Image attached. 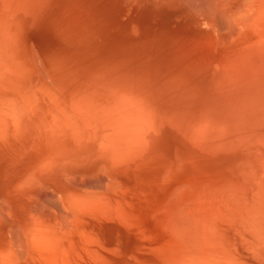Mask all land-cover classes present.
<instances>
[{
  "label": "bare ground",
  "instance_id": "obj_1",
  "mask_svg": "<svg viewBox=\"0 0 264 264\" xmlns=\"http://www.w3.org/2000/svg\"><path fill=\"white\" fill-rule=\"evenodd\" d=\"M15 2L0 0V264L108 260L114 252L104 256L110 251L104 240L110 237L103 239V231L115 223L127 232L134 228L137 235L152 228L151 237L162 227L155 240L168 246L170 256L167 249L164 256L171 264H264V155L259 147H264V0H60L54 5V21H63L66 29L64 41L86 38L89 43L95 21L130 38L142 36L137 65L148 75L136 81L114 76L110 69L111 74H99L100 67L95 71L92 64L106 56L96 59L99 49L82 73L66 65L70 57H62L63 62L52 50L53 58H61L58 63L40 55L44 49L37 43L43 50L31 49L36 59L27 56ZM77 20L82 27L74 31ZM131 49L136 51L135 44ZM234 117L247 122V145L256 138L262 144L246 153L234 142L229 147L225 126L221 131L218 125ZM169 136L179 144L175 162L161 174L152 159L168 154L164 138ZM246 156L243 180V165L236 161ZM147 209L154 213L147 216ZM154 221L159 230L145 228ZM140 235L141 246L149 239ZM151 253L146 257L157 254Z\"/></svg>",
  "mask_w": 264,
  "mask_h": 264
},
{
  "label": "rangeland",
  "instance_id": "obj_2",
  "mask_svg": "<svg viewBox=\"0 0 264 264\" xmlns=\"http://www.w3.org/2000/svg\"><path fill=\"white\" fill-rule=\"evenodd\" d=\"M18 1H19V3H18ZM55 3H57V4H55ZM60 3V0H58V1H54V0H51V1H49V0H16V2L14 3V6H15V9H16V11H18V7L16 6L17 4L19 5V7L21 8V11H20V15L19 16H22V17H19V19H21L20 20V22L22 23V22H24V23H22V25H23V30H22V28H20L22 31H20L22 34H23V36H21L20 35V41H21V44L22 43H24V42H27V44L25 45V43L24 44H22V46L24 47L23 48V50L25 51V53L27 54V56H30L31 58H34L33 56H35V53L33 52L35 49L36 50H38L40 47H42L43 49H39L40 51H42L43 50V52H40L39 54L40 55H45V56H47L48 58H52L53 60H56L57 59V61L56 62H58L59 61V59H61L62 57L64 58L65 56V58H67V57H70L69 59L67 58L66 59V61H67V66H70L71 65V67H73V71L76 73V72H83L84 71V69H86V67H84L85 65L88 67V65H91V63L92 62H94L95 60H94V56L96 57V52H98V51H96L95 52V49L97 50V49H99V54H98V58L96 57V59H99V55H100V57L103 55V53L105 52L106 53V56L105 55H103L102 56V58H100L98 61L100 62L102 59V61L99 63L97 60H96V62L97 63H99L98 65L96 64V63H94V64H92V68H94L95 69V71H97V70H99V68L98 67H100V69L101 68H103V69H101V70H99V74H107L106 73V71H108L109 69H110V72L111 73H113L112 75H116V73H117V76L118 77H122V78H127V80L129 79V80H132V81H136L137 79H143L145 76H147L148 74H147V72H144V71H146V69H144V68H142V67H140V66H138L137 65V63H141L142 62V59L139 57V56H141L140 54L143 52V40L142 39H140V38H142V36L141 37H133V38H130V37H128V36H126V35H123L122 33H118L117 31H116V29H110V28H107V27H105L104 25H103V23H101V22H97V21H95V26L93 25V23H91V25L92 26H90L91 27V36H89V38H91L92 37V35H94L93 33H95V35L93 36V39L92 40H95V42L93 43L92 42V40L90 39L89 40V43H88V39H87V41H86V38L85 39H83L82 41L83 42H78V40L76 39L75 40V38H73V39H68V38H66L65 39V41H64V38L65 37H63V35H62V32L64 31V30H66L65 29V26L64 25H62V24H64V23H62L63 21H58V23L63 27H59V26H57L58 25V23H56V21H54V19L57 17V13L55 12V14H54V16H55V18H54V16H52L53 15V9L55 8V6L54 5H58ZM21 4H25V5H21ZM123 4V6H124V2L122 3ZM52 5V6H51ZM47 6H50V7H52V8H49V7H47ZM44 7H47V8H44ZM42 8V9H41ZM66 9V8H65ZM52 10V11H51ZM48 12H49V14H48ZM79 13H80V11H79ZM49 15V17H47ZM27 16V17H26ZM42 16V17H41ZM44 16H45V18H44ZM50 16H51V19L53 18V21H51L49 18H50ZM27 18V19H26ZM50 20V23H49V20ZM24 20V21H23ZM26 20V21H25ZM28 20V21H27ZM48 21V22H47ZM78 21V22H77ZM77 21H75V22H77V23H75V22H73V24L74 25H76L75 27H73L74 25L72 24V28H71V26H70V28L72 29V30H77L76 28H81L82 27V21L81 20H77ZM81 21V22H80ZM54 22V23H53ZM84 22L85 23H87L88 21H86V20H84ZM46 24V25H45ZM50 24H53V26L52 25H50ZM54 24H56V26H57V28H61L62 30H61V33H60V31H58V30H60V29H57L55 26H54ZM90 24V23H89ZM88 24V25H89ZM48 25V26H47ZM46 26V27H45ZM49 26H51L50 28H49ZM78 26V27H77ZM94 26V27H93ZM92 27H93V29H92ZM97 27V28H96ZM44 28H46V30L44 29ZM78 28V29H79ZM40 29V30H39ZM47 29H49V31H50V33H49V31L47 30ZM104 29V30H103ZM74 30V31H75ZM97 30H99L98 32H97ZM102 30V31H101ZM36 31L38 32V33H36ZM51 31H53V33L51 32ZM57 31L60 33V34H58L57 33ZM19 32V33H20ZM26 32V33H25ZM29 32L31 33V34H29ZM104 34H106V36L105 35H102L103 33ZM20 33V34H21ZM52 33V34H51ZM55 33H57V34H55ZM101 33V34H100ZM33 34H35V36H32ZM45 34V35H44ZM55 34V35H54ZM109 34H110V37H109ZM40 38V40H38L39 38L37 37V36ZM53 35H54V37H53ZM60 35V36H59ZM121 35V36H120ZM29 36H31V37H29ZM42 36V37H41ZM45 38H44V37ZM46 36H47V38H46ZM97 36H99V37H97ZM36 37L37 38V42H35V39L34 38ZM62 37V38H61ZM97 37V38H96ZM107 37V38H106ZM112 37V38H111ZM116 37H118V38H116ZM123 37V38H122ZM41 38H42V40L44 39V41H49V42H42L41 43ZM53 38V39H52ZM58 38V39H57ZM95 38V39H94ZM104 38V39H103ZM116 38V41H120V42H115V39ZM136 38H137V41H138V43H137V41H136ZM143 42H140V40ZM27 39V41H25ZM51 39H52V41H51ZM55 39V40H54ZM60 39V40H59ZM67 39L69 40V42H70V40H73L72 42H68L67 41ZM100 39V42L98 41V40ZM114 41V43H112L111 41ZM113 39V40H112ZM122 39V40H121ZM124 39V40H123ZM133 39V40H132ZM143 39H145V34H143ZM29 40L31 41V42H29ZM74 40H75V43H73L74 42ZM106 40V41H105ZM107 40H109V43L107 42ZM129 40V41H128ZM32 41H34V43L32 42ZM40 41V42H39ZM53 43H51V42ZM84 41L85 42H87L86 44H84ZM101 41H102V43H101ZM39 42V43H38ZM56 42V43H55ZM63 42V43H62ZM68 42V43H67ZM91 42H92V44H91ZM104 42H107L106 43V45L104 44ZM123 42V43H122ZM125 42V43H124ZM128 42V43H127ZM132 42H134V43H132ZM140 42V43H139ZM30 43V44H29ZM35 45V43H37V44H40V45H43V46H40V45H38V47H37V44L34 46L33 44ZM61 43V44H60ZM65 43V44H64ZM112 43V44H111ZM120 43V44H119ZM32 44V45H31ZM44 44H46L47 46H48V48H47V46L45 45L44 46ZM49 44L51 45V46H49ZM60 44V45H59ZM63 44V45H62ZM68 46H67V45ZM72 44V46H70ZM75 44V45H74ZM78 44H80V46H78ZM81 44H84V45H82V47H84V49H85V47L87 48V50H89V51H86V49H85V52H86V55H87V57L85 56V54H81V53H85L84 51H83V49H80L79 50V48H82L81 47ZM119 44V45H118ZM125 44V45H124ZM126 44H128V45H126ZM134 44H135V48H137L136 49V51H137V53L138 54H136V51H134V49H131L132 48V45L134 46ZM136 44H139V45H136ZM140 44H141V46H140ZM64 45L66 46V48H64ZM73 45H74V49H71V48H73ZM78 46V48L76 49V47ZM85 45H87V46H85ZM105 45V46H104ZM112 45V46H111ZM121 45V46H120ZM130 45V46H129ZM34 46V47H33ZM76 46V47H75ZM89 46V47H88ZM93 46V47H92ZM95 46V47H94ZM103 46H104V48H103ZM136 46H138V47H136ZM140 46V47H139ZM32 47V48H31ZM36 47V48H35ZM60 47H61V49H63L64 48V50H61L60 49ZM69 47H71V48H69ZM92 47V48H91ZM99 47V48H98ZM121 47V48H120ZM124 47H126L125 49L127 50V52H126V50L124 49ZM142 47V48H141ZM27 50H26V49ZM53 48V49H52ZM54 48H55V50H54ZM58 48V49H57ZM70 49V51H69V49ZM101 48H103L104 49V51H102V49ZM122 48L125 50H122ZM128 48L129 49H131V50H128ZM134 48V47H133ZM31 49H34L33 51H31ZM47 49H50V50H47ZM91 49V50H90ZM94 49V50H93ZM119 49H121V50H119ZM138 49H139V51H140V54H139V51H138ZM35 50V51H36ZM46 50V51H45ZM54 51V55L56 54V53H59V54H57V55H55V56H60V57H56L55 58V56H54V58H53V54H52V52ZM59 50H61L62 51V53L64 54H61L60 53V51ZM94 52H93V51ZM100 50H101V53H100ZM33 52V53H31V52ZM52 51V52H51ZM64 51V52H63ZM67 51H69V52H67ZM73 51H75L76 52V54H74V53H72ZM77 51L79 52V51H81V52H79V53H77ZM119 51V52H118ZM122 51V52H121ZM129 51V52H128ZM66 52V53H65ZM89 54H88V53ZM90 52H91V54H90ZM121 52V54L123 55V53L124 52H126V53H124V54H126L125 56L123 55H121V54H119ZM42 53V54H41ZM104 53V54H105ZM128 53V54H127ZM29 54V55H28ZM70 56H69V55ZM78 54H80V56L78 55ZM94 55V54H96V55H94L93 56V58L90 56V55ZM135 54V55H134ZM48 55H50V56H48ZM51 55H52V57H51ZM75 56V58H74V56ZM82 55V56H81ZM127 55H128V57H127ZM133 55V56H132ZM139 55V56H138ZM77 56H79L80 58H78ZM78 59H77V58ZM82 57H83V59H82ZM91 57V59H92V61H90L91 59H89ZM104 57H105V59H106V61L104 60ZM109 57V58H108ZM136 57H138V58H136ZM62 58V60H63V62H65L64 60L65 59H63ZM88 58V59H87ZM34 59H36V58H34ZM76 60V61H74L73 63L75 64V66L73 65V63L71 62V61H73V60ZM87 59V60H86ZM119 59V60H118ZM71 60V61H70ZM80 60V61H79ZM84 60V61H83ZM88 61L87 63H86V61ZM109 62H108V61ZM61 61V60H60ZM60 61L58 62V63H60ZM71 62L70 64H68V62ZM103 61H104V63H103ZM112 61V62H111ZM116 63H115V62ZM78 63H80V65L78 64ZM83 63V64H82ZM84 63H85V65H84ZM89 63V64H88ZM102 63V64H101ZM106 63H107V65H106ZM79 65L78 67L76 66V65ZM101 65H106V66H101ZM97 66V67H96ZM107 66H109V67H107ZM114 66V67H113ZM82 67H84V69L82 70ZM137 67L138 68H140V70L142 69V72H144V74L140 71V73H139V69H137ZM76 68H78L77 70H76ZM79 68H81V70L79 69ZM105 68H107V69H105ZM114 68V69H113ZM75 69V70H74ZM144 69V70H143ZM103 70V71H102ZM106 70V71H105ZM137 70V71H136ZM105 71V72H104ZM103 72V73H102ZM109 71H108V73H110ZM110 73V74H111ZM142 76L143 75V77H141L139 74ZM142 73V74H141ZM145 73L147 74V75H145ZM153 73H156V71L155 72H153ZM120 75V76H119ZM125 76V77H124ZM60 77H61V79L62 80H64L65 81V79L63 78V76L62 75H60ZM132 78V79H131ZM146 78V77H145ZM145 80V79H144ZM139 91V90H138ZM144 98H145V95H144ZM146 99V98H145ZM149 100V99H148ZM154 102H157L155 99H152ZM151 101V100H150ZM236 118H238V119H236ZM203 121V120H202ZM202 121H198V123L200 124V122H202ZM205 121V120H204ZM239 122V123H238ZM242 123V124H241ZM202 124H203V122H202ZM222 124H224V125H222ZM223 126H225V127H223L224 128V130H223V132L224 133H222L223 134V136H225V141H227V140H229L230 139V142H227V145L229 146V147H231V148H235L236 150H241V149H244V152L246 153V152H248L249 151V149H248V147L249 146H251V145H254V146H257L256 144H262V139L261 138H256V139H254V140H252V141H250V142H252V143H254V144H250V145H247V142H246V140L243 138V134H244V131L246 130V128H247V122L246 121H244V119H243V117H234V118H232V120L231 119H224V120H222L221 122H220V124L218 125V127L220 128V130L222 131V127ZM195 128H197V127H195ZM216 129H218L217 127H216ZM217 133L219 132V129H218V131L217 130H215ZM214 131V132H215ZM227 134V135H226ZM241 135V136H240ZM173 136V135H172ZM227 136V137H226ZM165 139H168L167 137L166 138H164V142L167 144V143H169V144H167L168 146H169V152H168V154H164V155H162V156H160L159 157V159H152V162H154V167H160V169H159V172H161V174H162V172L166 169V167H168L171 163H174L175 162V157H174V153H175V147H177V145L179 144V142H178V140L177 139H175V137L174 138H172L171 136H169V142H168V140H165ZM171 139V140H170ZM233 140V141H232ZM176 141V142H175ZM172 142V143H171ZM234 142V144H236L235 146H233L232 145V143ZM242 142V143H241ZM176 143H178L177 145H175ZM191 143V145H193L194 147H195V144H197V142L195 141H191L190 142ZM170 144H171V146H170ZM172 144H173V146H172ZM229 144H231V146L229 145ZM243 145V146H242ZM244 145L246 146V147H244ZM233 146V147H232ZM196 147H197V145H196ZM259 147H262L261 148V150H262V153H263V155H264V147L263 146H259ZM241 148V149H240ZM246 150V151H245ZM237 152V154L239 153V151H236ZM250 154H255V155H257V153H256V151H251V153ZM249 154V156H251ZM168 155V156H167ZM169 156H173V157H169ZM244 157H245V155H244ZM253 157H255L254 155H253ZM253 157L251 156V160L253 159ZM172 159H174V161L172 160ZM250 158H248L247 156H246V158H239V159H237L238 161H236L237 163H239L240 161H241V164H240V166H242L243 165V169H244V171H241L240 173H239V176H241L242 174L245 176V173H243V172H246L245 171V169H247V171H248V168L246 167L247 165H249V162H246L247 160H249ZM158 160H159V162H158ZM160 160H162V161H160ZM167 160V161H166ZM240 160V161H239ZM157 161V162H156ZM161 162V163H160ZM248 163V164H247ZM251 163V162H250ZM244 165H246V166H244ZM161 170V171H160ZM188 174H190V173H188ZM187 174V176H189ZM246 174H247V172H246ZM192 175V174H191ZM241 176L240 177V179L242 178H244V176ZM247 176V175H246ZM245 176V177H246ZM243 180H247L246 178H244ZM245 182V181H244ZM150 209H147V211L149 212L148 214H147V216H149L150 215V213H154V211L153 210H151V211H149ZM152 213V214H153ZM157 221V220H156ZM156 221H154L153 223H150V225L148 226H146L145 228H147V227H154V229L156 230V229H158V228H156L154 225V223L156 222ZM152 222V221H151ZM153 224V225H152ZM108 226H109V228H108V226H106V228H105V230L103 231V234H104V236H103V239H104V237H110V238H107V239H105L104 241L106 242V243H108V245L110 246L109 247V249H110V251H106L107 253H104V256L106 255V254H109V253H113L114 252V254H115V257H114V254H112L111 256L110 255H108V256H110V258L108 257V260H107V258L105 259V258H103V261L104 262H106V263H103V261H99V262H97L96 264H101V263H103V264H125V262L128 264H141L144 260L149 264V262L148 261H150V262H152V264H155V261H156V264H158L159 262L161 263V264H171V258L170 257H165L164 256V253H166L167 251H166V249L168 248V246L166 245V246H163L162 245V242L160 241L161 240V238L159 239L158 238V240L160 241H158V240H155V238H157V236H155V234L157 235L158 234V236H160V234L161 233H163L162 232V227L160 228V230L158 231V232H155V234L152 236L154 239L153 240H155V242L154 241H152V237H151V233H154L153 231L151 232V230H152V228H150L151 230H147L148 232L150 231V234L149 233H147V231H146V229H145V231H143L142 229H139L140 231H141V233H139L138 235H140L141 236V238L144 240L145 238V240L144 241H147L148 239H149V241L151 240V242H153V243H150L149 241H147L146 243H144V245H141L140 246V244L142 243L143 244V241L142 240H140V238H138L139 236L137 235V233H138V231L137 230H135L134 228H130L131 230L129 231L128 230V232H127V230L125 231V229L124 228H122V229H124V231L121 229V226H119L117 223H115V224H107ZM118 225V226H117ZM110 226H111V228H110ZM115 227H118L117 228V230H116V228ZM108 229H110V230H108ZM149 229V228H148ZM153 229V230H154ZM121 230V231H120ZM154 230V231H155ZM113 231V232H112ZM114 231L116 232L115 234H114ZM120 231V232H119ZM164 231V230H163ZM107 232V233H106ZM118 232V233H117ZM124 232H127V233H129V238H127V236L125 235L126 233H124ZM143 232H144V235H143ZM159 232H161V233H159ZM121 234V237H120V234ZM145 233H147V234H145ZM108 234V235H107ZM116 234H119V235H116ZM149 234V235H148ZM107 235V236H106ZM122 235H125V236H122ZM128 235V234H127ZM134 236V237H131V236ZM146 235V236H145ZM112 236V237H111ZM136 236H138V237H136ZM145 236V237H144ZM135 237H136V239H135ZM161 237V236H160ZM118 238V239H117ZM123 238V239H122ZM131 238V239H130ZM137 238H138V240H139V242L140 241H142V242H137L138 240H137ZM148 238V239H147ZM108 239L109 240H112L113 239V241H110V243L111 244H113L112 246H113V248H112V246H111V244L108 242ZM135 239V241H136V244L137 245H135V242L133 241ZM117 240V241H116ZM116 242V243H115ZM120 242H121V244H120ZM124 242H126L125 243V245H124ZM150 244H154V245H150ZM156 242H158V244L156 243ZM134 243V244H133ZM126 244H128V245H126ZM130 244V245H129ZM146 244H148V245H146ZM133 247H132V246ZM135 245V246H134ZM138 246H140V248H142V249H139V247ZM145 246V247H144ZM149 246V247H148ZM155 246V247H154ZM122 247V249H120V248ZM123 247H125V248H123ZM130 247V248H129ZM135 247V248H134ZM138 247V250L136 249ZM144 247V248H143ZM117 248H119L118 250H116ZM126 248H128V249H126ZM152 248V249H151ZM124 249V250H123ZM137 251H136V250ZM144 249H146V250H144ZM148 249V250H147ZM124 252H123V251ZM129 250V251H128ZM152 252H154V253H157V254H154V256H156V258L153 256V255H151V257H149L150 256V253H151V251ZM168 250V249H167ZM113 251V252H112ZM118 253H117V252ZM120 251V252H119ZM130 251H131V253H132V251H133V253H134V257L133 256H128L129 254H131L130 253ZM142 251V252H141ZM160 251H161V253H160ZM165 251V252H164ZM122 252V254H120ZM126 252V253H125ZM138 252H140V254L142 255V256H137V254H139ZM145 252V254H143ZM146 252L147 253H149V254H147V255H149V256H147L146 257ZM163 252V253H162ZM171 253V251H170V249L168 250V252L167 253ZM116 253H117V255H116ZM132 253V254H133ZM137 253V254H136ZM170 253H169V255L168 256H170ZM118 254L121 256V257H123V259H121V257H119L118 256ZM131 254V255H132ZM135 254H136V257H135ZM151 254H153V253H151ZM159 254H160V256H159ZM144 255V256H143ZM118 256V257H117ZM158 256V257H157ZM111 257H113L114 259H116V260H114L113 258H111ZM117 257V258H116ZM138 257V258H137ZM139 257H141V260L143 259V258H146V259H143L142 261H140V259H139ZM161 259H160V258ZM148 258V259H147ZM160 260V261H158V259ZM168 258V259H167ZM170 258V259H169ZM105 259V260H104ZM110 259H113V260H110ZM121 259V260H120ZM126 259H128V260H126ZM132 259H133V261H134V259H135V261L133 262L132 261ZM137 259H139V261H140V263H138V262H136V261H138ZM157 259V260H156ZM166 259H167V261H166ZM123 260V261H122ZM129 260H131V261H129ZM155 260V261H154ZM162 260V261H161ZM109 261V262H108ZM112 263H111V262ZM120 261H122V262H120ZM144 261V262H145ZM144 262L142 263V264H144ZM145 262V264H147ZM158 262V263H157ZM151 264V263H150Z\"/></svg>",
  "mask_w": 264,
  "mask_h": 264
}]
</instances>
